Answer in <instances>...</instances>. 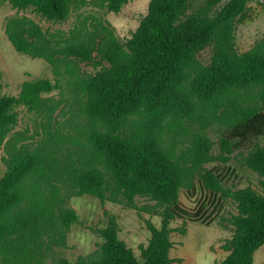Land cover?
<instances>
[{
	"label": "trees",
	"instance_id": "obj_1",
	"mask_svg": "<svg viewBox=\"0 0 264 264\" xmlns=\"http://www.w3.org/2000/svg\"><path fill=\"white\" fill-rule=\"evenodd\" d=\"M129 1L0 0V4L31 7L49 21L65 22L73 11L86 6L119 13ZM258 1L152 0L149 13L127 43L97 19L94 31L85 22L68 37L58 34L65 42L55 51L32 22L20 23L42 51L22 39L17 28L7 29L15 49L46 61L55 80H29L18 96H1L0 79V149L5 151L7 167L0 179V264H47L53 246L65 247V236L80 221L63 200L44 202L35 183L43 161L56 170L57 158L50 152L17 148L20 137L10 135L18 125V107L45 118L54 112L46 95L63 87L54 52L88 61L96 46L110 67L78 86L85 110L96 123L89 141L98 155L76 176L77 194L138 211L161 210L162 225L157 228L149 223L151 238L142 248L141 261L120 239L118 226L111 220L101 231L104 243L96 252L73 263L60 259L54 264H176L171 257L170 225L175 219H201L180 201L183 190L191 199L197 182L211 195L233 200L238 209L235 233L225 245L229 255L216 264H254L256 251L264 245V145H255L247 158L249 168L261 178L260 189L234 191L213 170L204 168L212 143L203 133H197L200 143L194 164L184 169L159 148L150 129L173 112L184 111L192 122L201 123L202 130L212 119L221 121L236 138L264 136V39L244 53L236 45L237 27L247 20L250 5ZM208 49L212 56L205 64L199 55ZM228 103L236 107L232 119L219 118L216 111ZM220 147L223 155H232L235 148L226 136ZM138 199L154 205L141 207ZM26 235L22 242L3 241L6 236Z\"/></svg>",
	"mask_w": 264,
	"mask_h": 264
},
{
	"label": "rangeland",
	"instance_id": "obj_2",
	"mask_svg": "<svg viewBox=\"0 0 264 264\" xmlns=\"http://www.w3.org/2000/svg\"><path fill=\"white\" fill-rule=\"evenodd\" d=\"M151 2L152 0H130L119 13L107 12L102 7L90 5L80 11H73L65 22L49 21L31 7L21 9L9 2L0 4L1 96H18L23 84L29 80H55L53 70L46 61L33 59L15 49L7 34L9 27L17 28L19 36L39 51L42 48L37 39L24 30L20 22H32L41 29L46 35L47 46L54 51L65 42L57 37L58 34L68 37L70 31L85 25V22L86 28L94 31L97 27L96 19L109 24L121 42L127 43L149 13ZM263 39L264 0H259L250 5L247 20L237 27V49L241 53L247 52ZM98 48L96 46L88 61L54 52L63 74L62 89L46 95L51 97L48 104L55 107L54 112L45 118L40 113L28 112L24 107H18V125L10 135L20 137L17 148L39 150L43 154L50 152L57 158L56 170L49 167L47 160L43 161L35 183L43 193L44 202L49 203L59 198L64 201L65 206L75 210L80 218L79 223L74 224L65 236L66 246H53L47 264H54L60 259L73 263L80 257L96 252L104 243L101 231L111 220L118 226L120 239L141 261L142 248L148 246L151 238L149 223L157 228L162 225L161 210L154 211L149 207L138 211L77 194L76 176L95 154L98 155L89 141L92 131L97 128L96 123L85 110V98L78 88L83 80L110 67ZM211 56L212 51L208 49L200 53L199 59L208 64ZM235 109L233 103H228L219 108L216 115L231 120ZM198 132L203 133L212 143L211 156L204 164L205 169L213 170L223 179L224 185L234 191L260 189L261 178L249 168L247 158L255 145H264V136L236 138L221 121L212 119L206 129L202 130L201 123L198 120L192 122L184 111L173 112L166 120L150 129L159 148L184 169L190 168L197 158L200 143ZM223 136L233 140L235 148L232 155L222 153L220 141ZM4 157L5 151L0 149V179L7 168ZM180 201L186 208L198 213L201 219L197 222L184 219L171 222V240L174 244L171 257L176 260V264H216L224 260L229 255L225 245L235 233L234 220L238 214L236 203L231 199L211 195L198 182L191 199L187 198L183 190ZM138 204L141 207L154 205L144 199H138ZM26 237L27 235L6 236L3 241L22 242ZM254 264H264V245L256 251Z\"/></svg>",
	"mask_w": 264,
	"mask_h": 264
}]
</instances>
